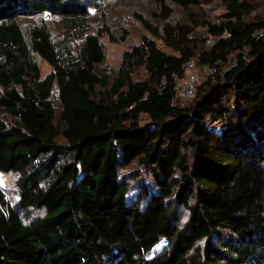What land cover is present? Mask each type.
<instances>
[{
	"label": "trees",
	"instance_id": "16d2710c",
	"mask_svg": "<svg viewBox=\"0 0 264 264\" xmlns=\"http://www.w3.org/2000/svg\"><path fill=\"white\" fill-rule=\"evenodd\" d=\"M149 1L152 20L132 14L150 37L112 68L100 38L127 32L113 36L105 0H0V173L14 176L19 210L40 211L25 220L0 188V264H264V40L251 36L264 13L221 0L216 25L198 12L208 0ZM174 6L185 22L168 21ZM231 53L235 67L203 80L187 106L173 102L186 61Z\"/></svg>",
	"mask_w": 264,
	"mask_h": 264
},
{
	"label": "rangeland",
	"instance_id": "374dc122",
	"mask_svg": "<svg viewBox=\"0 0 264 264\" xmlns=\"http://www.w3.org/2000/svg\"><path fill=\"white\" fill-rule=\"evenodd\" d=\"M255 6V11L251 14V17L259 15L260 18L263 17L264 13V0H248ZM102 11L106 12V18L108 21L109 29L112 31V34L115 38H120L123 35L122 30H126L127 37L124 42H110L107 34H103L100 38L101 43L105 49V63L108 64L112 68H117L122 53L128 49L129 47L138 44L141 37L144 35L149 36V34L143 29L142 24L133 16L132 12L138 10L139 12L145 14L147 18L151 19L150 12L154 9L153 4L149 0H105L102 4ZM100 5V7L102 6ZM90 13H94V9L91 8ZM198 12L211 23L219 25L222 23L223 14H224V6L221 0H208L204 1L198 9ZM101 15L102 12L94 14V19L92 20V25L99 27L101 24ZM43 17L47 20L49 29L52 32L54 38H57L60 34V27L58 19L50 17L48 14H44ZM250 17V18H251ZM24 20L23 22L31 21ZM152 20V19H151ZM168 21L171 24L185 22L186 14L183 10L177 6L173 7V11L168 18ZM195 34L198 36L204 35V28L198 26L194 30ZM150 37V36H149ZM159 48L162 50L169 52L167 48L164 47L163 43L158 40L156 41ZM40 67V76L42 79H45V83L51 89L52 94H56L61 82L57 79L56 76L51 74V67L44 61L38 60ZM223 69L224 67H220ZM140 124L148 125L149 121L146 116H141ZM135 166L129 167L127 170H135ZM146 174V173H145ZM0 188L5 194V199L10 205L11 208H14L21 212V216L28 220L31 216H36L40 214L39 210L35 209H27V210H19L17 205L20 202L19 194L17 189L14 186V176L9 174L0 173ZM24 203L34 204L36 203V195L35 194H27L23 196ZM178 216L180 218L181 223L186 222L188 218V214L185 210L178 208ZM166 246L165 240H160L154 246L152 250V255H155L157 252L161 251Z\"/></svg>",
	"mask_w": 264,
	"mask_h": 264
},
{
	"label": "built area",
	"instance_id": "2783aa9c",
	"mask_svg": "<svg viewBox=\"0 0 264 264\" xmlns=\"http://www.w3.org/2000/svg\"><path fill=\"white\" fill-rule=\"evenodd\" d=\"M255 39L264 40V26L255 30L252 35ZM230 37V33L228 31H224L217 38H209L206 41V44L211 46L219 39ZM241 54L243 51L240 52ZM237 64L236 54L231 53L227 55L225 60H218L215 62L213 66L203 65L197 66L196 61L194 59H190L186 61L183 65V76L181 78H175L174 90L176 91L174 103L179 107L187 106L190 101L194 98L196 93L197 86L209 76L213 75L218 68L224 67V71H227Z\"/></svg>",
	"mask_w": 264,
	"mask_h": 264
}]
</instances>
